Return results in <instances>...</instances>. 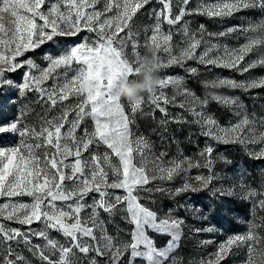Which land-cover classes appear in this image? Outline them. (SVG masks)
I'll return each instance as SVG.
<instances>
[{"label": "snow or ice", "instance_id": "6c2138e0", "mask_svg": "<svg viewBox=\"0 0 264 264\" xmlns=\"http://www.w3.org/2000/svg\"><path fill=\"white\" fill-rule=\"evenodd\" d=\"M99 2L56 0L47 11H43L46 0H0V13H10L15 18L5 28L0 16V33L3 34L0 37V96H8L9 91L15 90L18 98L35 91L39 95L33 103L41 104L43 108V115L37 114L38 125L24 120V116L32 111L28 105L18 110L13 120L0 123V134L11 133L20 138L18 145L8 150L0 149V197L31 198L29 203L0 205L2 209L11 207L12 211L4 216L8 220L16 210H26L17 222L29 226V231H21L5 228L0 223L3 251L0 264H32V260L14 251L13 242H22L39 264H183L175 253L184 236L185 220L174 218L170 213L161 216L141 202L145 199L143 193L168 191L154 182L171 181L174 174L183 169L175 160L170 161L172 167H166L160 159L166 153L161 152L160 157H156L151 144L143 136L133 138L130 128L133 120L125 113L120 104L121 97L115 91L121 81L136 76L142 64L143 58L135 52V43L132 44L135 66L126 58L124 50L133 35V18L153 0H104L103 8L98 10L96 5ZM157 2L161 7L154 10L156 22L149 37V47L156 53L161 49L167 53L168 66L183 67L184 62L190 59L241 75L264 68V15L247 26L234 25L221 33L240 32L245 37L243 44L235 48L224 46L222 53L221 45H209L204 40L203 25L199 26L198 32L191 31L184 19L189 15L231 17L250 9H259L264 14V0H218L216 4H201L192 9L188 7L191 0H179L175 15L173 0ZM164 24L169 29L162 34ZM85 29L95 33V39L85 40L80 46L72 47L57 57L49 56L48 66L39 69V75L33 72V69H38L33 58L17 60V57L34 51L55 37L75 36ZM173 29L175 34L184 37L185 46L178 55L171 51ZM121 32L125 35L120 36ZM202 44L205 46L201 49ZM198 49L201 50L198 52ZM214 52L217 54L212 55ZM164 66L158 58L157 67ZM20 68H25V72L22 82L17 83L7 73ZM61 68L63 72H56ZM188 71L198 73L197 68H189ZM49 80H52L50 85L42 86ZM169 85L174 89L171 97L162 90L158 95L154 91L148 92L150 103L161 113L167 115L160 101L165 105H175L177 96H182L184 100L178 106L184 108L185 103L189 105L185 110L193 116L192 123L201 126L204 135L220 143H238L246 148L250 157L264 159V117L257 118L255 113L250 115L237 98L217 96L215 99L225 106L235 105L237 109L234 113L237 121L227 127L221 126L205 114L207 101L200 100L184 87L180 78L159 79L157 87L163 89ZM211 86L248 92L264 88V77H249L241 81L224 78L211 82ZM70 98H75L76 102L65 103ZM12 99L9 96L8 102ZM142 103L143 98L131 103L133 115ZM58 105L59 112L49 118L48 114ZM86 119L93 121L91 131L87 127L81 129ZM247 145L260 147L253 151L247 149ZM212 152L213 148L209 146L202 153L206 156L204 166L209 168V175L196 177L201 181L200 187L185 183L174 189L175 193L196 194L208 189L212 181L218 179L212 172ZM199 166L189 161V167ZM29 168L32 171H28ZM33 175L36 183L28 179ZM116 189L122 190V194H117ZM217 193L230 196L234 190L231 187L214 189L213 195ZM90 197L92 202L88 203ZM256 197H264V183L261 189L248 187L244 193L245 199L254 200L253 208L264 209V199L256 201ZM117 216L131 225L130 230H121L123 236L120 232L110 234L108 231V223ZM33 223L43 224V227L31 231ZM261 228H264V222L253 220L247 233L230 237L217 248L213 258L200 260L197 264H220L234 247L246 248L244 264H264V236L258 231ZM52 231L60 233L63 242L52 237ZM194 231L213 232L215 228L209 226ZM156 237L168 239L163 246H158ZM33 238L43 240V245L33 244ZM208 243L211 241L201 242Z\"/></svg>", "mask_w": 264, "mask_h": 264}, {"label": "rangeland", "instance_id": "374dc122", "mask_svg": "<svg viewBox=\"0 0 264 264\" xmlns=\"http://www.w3.org/2000/svg\"><path fill=\"white\" fill-rule=\"evenodd\" d=\"M56 0H46L42 10L47 9L55 3ZM179 0H173V15L177 11V4ZM218 0H191L189 9L196 8L198 5L216 4ZM104 0L96 5V8L102 9ZM161 5L157 0L140 10L131 22L132 38L127 41L125 48V56L133 62L135 66L136 56L133 55L132 44H136L135 52L139 57L143 58L150 45L149 37L153 34V27L156 22V14L154 10L159 9ZM91 11V9H88ZM23 11V10H21ZM111 15V13H109ZM259 9H250L235 13L231 17H208L205 15H189L184 19L189 23L191 31H197L200 25L204 26L205 32L203 33L204 40L207 44L221 45V53L223 47L235 48L245 42V37L240 32H233L227 35H220L225 33L227 29L234 25L247 26L250 22L259 20L262 17ZM3 17L2 22L5 28L9 27L15 19L10 13H0ZM103 19V17L101 18ZM38 23H42L38 20ZM169 26L164 24L162 27V34L167 33ZM50 31V29H49ZM127 32V29H125ZM125 32H121L120 36H124ZM208 34H212L209 36ZM95 33L89 32L86 29L79 32L75 36H58L53 41L47 42L36 48L34 51H28L24 55L17 57L18 61H23L26 58H33L38 65V69H33V72L39 75V69L46 68L49 64V56L57 57L65 53L72 47L80 46L85 40L92 41L95 39ZM3 34L0 33V37ZM171 51L173 55H178L180 49L184 45V37L175 34L173 29V39L170 42ZM115 46V45H114ZM205 45H201V49ZM163 47V46H162ZM201 49H198L199 52ZM157 57L164 64V67L158 69L159 79H166L168 77L180 78L183 81L184 87L189 89L200 100H206L207 104L204 112L207 116L215 119L221 126L227 127L235 123L238 119L234 113L237 111L236 106H225L222 102L215 99L219 96L222 99L228 97L237 98L238 103L244 106V109L251 115L255 113L257 118L264 117V88H255L248 92H243L239 89H231L228 87H212L211 82L219 79L229 78L237 81L244 80L249 77H264V68H256L252 72L239 74L236 71L206 66L200 64L195 60H186L184 66L171 65L168 66L167 61L169 55L164 53L162 49L158 51ZM217 53H212L216 55ZM75 66V65H74ZM189 68H197L198 73L192 74L188 71ZM25 68H20L15 72L7 73V75L15 82H22ZM56 72H63V69H57ZM136 76H130L129 79H135ZM52 80L45 82L44 87L50 85ZM163 91L168 97L173 95L174 89L171 85L166 88L160 89L156 87L154 92L158 95ZM38 93L29 91L26 96L17 98L15 90L9 91L8 96H0V123L11 121L18 115V110H22L25 105H28L32 111L24 116V120L28 123L39 124L37 114L43 115V108L41 104L33 103L38 98ZM9 96L12 97V102H8ZM190 99V98H189ZM184 100V97L177 96L176 104L165 105L160 101L161 107L166 109L167 115L161 113L155 105L150 103L149 93L143 94V103L140 109L133 115L131 112V102L126 98H120V104L125 113L133 120L130 125L133 138L143 136L152 146V153L156 157H160V153H166L165 156L160 157L166 167H172L170 161L180 162L182 171L179 174H174L171 181H155L154 184L164 189L166 192L143 193L145 199L142 203L150 206L156 210L159 215L171 214L174 218H182L185 220L184 236L180 242V247L176 251L177 255L183 264H197L200 260H208L213 258V254L217 248L225 243L230 237L235 235H243L248 232L250 222L253 220L256 223H262L261 218H264V209L253 208V199H245L244 193L248 187L255 189L249 182L248 173L245 166L237 160L244 159L247 150L244 146L238 143H220L206 136L202 132L200 125L192 123L193 116L185 109L189 106L185 103V107H179V103ZM75 98H70L65 103H75ZM59 112V105L57 108L50 112L49 118ZM72 117L70 116L69 119ZM93 121L86 119L81 125V129L87 127L89 131L93 129ZM80 135V132L77 133ZM20 138L11 133L0 134V149L8 150L13 146L18 145ZM33 143V141H29ZM211 146L213 152L211 158L214 163L212 172L215 173L218 179H214L208 189L200 191L196 194L191 192L175 193L173 190L181 187L183 184L188 183L194 188H199L201 181L197 180L198 176L209 175V168L205 167L206 148ZM259 145H247V149L256 151ZM101 151H104L101 148ZM87 155V153H85ZM235 157V158H233ZM236 159V160H235ZM251 164L250 167L255 168L260 175L264 176V159H254L249 156ZM189 161L197 163L199 167H189ZM226 161V162H225ZM115 163V160L113 161ZM151 166V165H149ZM28 171H32L31 168ZM27 176V172H25ZM28 179L36 183L33 176H28ZM111 179V173L109 174ZM11 177H9V181ZM7 184V182H6ZM243 185V187H241ZM154 187V185H148ZM231 187L234 194L230 196H220L218 193L213 195L214 189ZM117 194H122V190H114ZM258 201V197L254 198ZM31 198L28 196H13V197H0V205L8 203L9 205L18 203H29ZM91 197L88 203H91ZM199 210V211H197ZM11 207L7 209L0 208V223L5 228H15L21 231H29L28 225H22L17 222L18 217L25 214L24 209H18L13 213L11 220L4 219ZM83 215V214H82ZM103 215V213H102ZM205 216L207 217L205 219ZM214 226L215 231L199 233L195 232L196 228H206ZM31 231H38L43 227V224L33 223ZM110 234L120 232L123 236L124 232L121 230H130L131 225L125 224L123 220L117 216L115 220L107 225ZM261 236H264V228L258 230ZM50 235L63 242L64 238L60 233L52 231ZM157 245L163 246L168 237H156ZM202 241H211L208 244H201ZM33 244L43 245L44 241L33 238ZM12 247L15 252L20 253L32 260V264H39V262L32 257L28 252L26 246L21 242L16 244L13 242ZM0 255H3L2 246H0ZM246 259V248L241 247L232 250L226 259L222 260L220 264H244Z\"/></svg>", "mask_w": 264, "mask_h": 264}, {"label": "clouds", "instance_id": "9594fccd", "mask_svg": "<svg viewBox=\"0 0 264 264\" xmlns=\"http://www.w3.org/2000/svg\"><path fill=\"white\" fill-rule=\"evenodd\" d=\"M158 57L154 49L149 47L143 57L141 66L137 69L135 79H125L115 88L116 93L131 103H137L144 93L154 91L158 85Z\"/></svg>", "mask_w": 264, "mask_h": 264}, {"label": "trees", "instance_id": "16d2710c", "mask_svg": "<svg viewBox=\"0 0 264 264\" xmlns=\"http://www.w3.org/2000/svg\"><path fill=\"white\" fill-rule=\"evenodd\" d=\"M233 158H235V157H233ZM237 161H239L240 163H242L245 166V169L248 173V179H249L250 184L255 189H261V185H262V183H264V176L260 175V173H258L255 168L250 167L249 164H251V163H249L250 162L249 156H246V158L240 159ZM258 199H264V197H258Z\"/></svg>", "mask_w": 264, "mask_h": 264}]
</instances>
